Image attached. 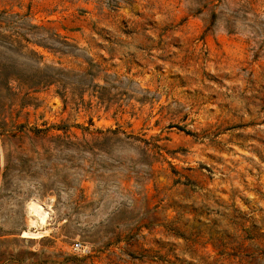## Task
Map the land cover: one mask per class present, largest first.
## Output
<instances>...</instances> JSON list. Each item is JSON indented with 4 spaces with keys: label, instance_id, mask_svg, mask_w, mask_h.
Listing matches in <instances>:
<instances>
[{
    "label": "rangeland",
    "instance_id": "obj_1",
    "mask_svg": "<svg viewBox=\"0 0 264 264\" xmlns=\"http://www.w3.org/2000/svg\"><path fill=\"white\" fill-rule=\"evenodd\" d=\"M0 264H264V0H0Z\"/></svg>",
    "mask_w": 264,
    "mask_h": 264
},
{
    "label": "bare ground",
    "instance_id": "obj_2",
    "mask_svg": "<svg viewBox=\"0 0 264 264\" xmlns=\"http://www.w3.org/2000/svg\"><path fill=\"white\" fill-rule=\"evenodd\" d=\"M29 210L32 215L37 217L39 222H43L46 219V213L41 209V206H38V204H31Z\"/></svg>",
    "mask_w": 264,
    "mask_h": 264
},
{
    "label": "built area",
    "instance_id": "obj_3",
    "mask_svg": "<svg viewBox=\"0 0 264 264\" xmlns=\"http://www.w3.org/2000/svg\"><path fill=\"white\" fill-rule=\"evenodd\" d=\"M80 248V244L79 243H75L73 246L74 250H78Z\"/></svg>",
    "mask_w": 264,
    "mask_h": 264
}]
</instances>
